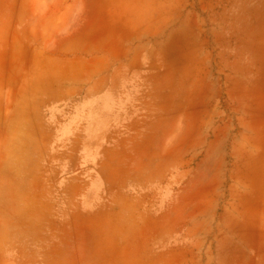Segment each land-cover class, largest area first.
I'll use <instances>...</instances> for the list:
<instances>
[{
  "label": "rangeland",
  "instance_id": "rangeland-1",
  "mask_svg": "<svg viewBox=\"0 0 264 264\" xmlns=\"http://www.w3.org/2000/svg\"><path fill=\"white\" fill-rule=\"evenodd\" d=\"M0 140V264H264V0H0Z\"/></svg>",
  "mask_w": 264,
  "mask_h": 264
},
{
  "label": "crops",
  "instance_id": "crops-1",
  "mask_svg": "<svg viewBox=\"0 0 264 264\" xmlns=\"http://www.w3.org/2000/svg\"><path fill=\"white\" fill-rule=\"evenodd\" d=\"M1 140H2V139H1ZM1 140H0V141H1ZM0 164L5 166V161H3V162L0 161ZM0 173H6V172H5V167H4V170H3L2 172H0ZM0 175H1V174H0ZM4 177H6L5 174H4L3 178H4ZM0 180H1V178H0ZM147 255H148V252H147ZM148 261H149V260H148ZM147 264H150V263L147 262Z\"/></svg>",
  "mask_w": 264,
  "mask_h": 264
},
{
  "label": "bare ground",
  "instance_id": "bare-ground-1",
  "mask_svg": "<svg viewBox=\"0 0 264 264\" xmlns=\"http://www.w3.org/2000/svg\"><path fill=\"white\" fill-rule=\"evenodd\" d=\"M92 13V12H91ZM6 34V33H5Z\"/></svg>",
  "mask_w": 264,
  "mask_h": 264
}]
</instances>
